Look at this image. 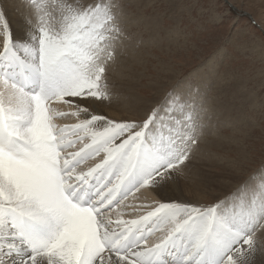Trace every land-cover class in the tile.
<instances>
[{
    "label": "snow or ice",
    "instance_id": "obj_1",
    "mask_svg": "<svg viewBox=\"0 0 264 264\" xmlns=\"http://www.w3.org/2000/svg\"><path fill=\"white\" fill-rule=\"evenodd\" d=\"M37 16L17 37L0 11V264L264 258V171L212 203L170 195L199 147L202 90L139 119L96 114L128 38L120 0H49Z\"/></svg>",
    "mask_w": 264,
    "mask_h": 264
},
{
    "label": "rangeland",
    "instance_id": "obj_2",
    "mask_svg": "<svg viewBox=\"0 0 264 264\" xmlns=\"http://www.w3.org/2000/svg\"><path fill=\"white\" fill-rule=\"evenodd\" d=\"M48 2L0 0L4 15L12 9V14L21 20L30 18L29 22L38 20L39 9ZM120 3L128 38L109 74L113 94L102 102L116 100L112 106L119 109L126 102L130 105L131 97L143 96V116L173 89L191 85L202 90L200 146L181 175L191 174L183 179L194 190L193 197L200 199L190 202L208 204L223 199L237 189L235 185L264 171V0ZM119 70L122 79L114 81ZM136 115L126 114L128 120L142 117ZM202 156L206 163H200ZM262 235L257 237L264 242Z\"/></svg>",
    "mask_w": 264,
    "mask_h": 264
},
{
    "label": "bare ground",
    "instance_id": "obj_3",
    "mask_svg": "<svg viewBox=\"0 0 264 264\" xmlns=\"http://www.w3.org/2000/svg\"><path fill=\"white\" fill-rule=\"evenodd\" d=\"M16 5V4H15ZM20 9V8H19ZM11 10V14L10 13H8V12H6L5 11V18H6V20H7V22H8V25H9V28L11 27V29H12V32H13V35L14 36H17V37H19V36H22L23 34H24V31H25V22L26 21H29V19L30 18H28V19H25V20H21L20 18H19V16L18 15H14V14H12L13 12H12V9H10ZM0 11H3L2 10V7H1V4H0ZM22 11V10H21ZM27 11H28V9H27ZM28 13V12H27ZM30 13V12H29ZM31 14V13H30ZM29 16V15H28ZM33 16V15H32ZM22 17V16H21ZM32 18V17H31ZM9 20V21H8ZM32 20V19H31ZM32 22V21H31ZM264 33V32H263ZM123 52V51H122ZM120 59V58H119ZM122 63V62H121ZM123 64V63H122ZM126 65V64H125ZM128 65V64H127ZM123 67H124V65H123ZM122 67V68H123ZM127 67V66H126ZM117 68V67H116ZM125 68V67H124ZM114 69V68H113ZM119 69V68H118ZM126 71H129V70H127V69H125ZM124 70V71H125ZM112 71V70H111ZM116 73V72H115ZM114 73V74H115ZM123 73V72H122ZM124 74V73H123ZM126 74V73H125ZM135 74H137V73H135ZM112 75V74H111ZM120 77H121V79H122V75H121V70H119L117 73H116V76H115V78H114V81H119L120 80ZM125 77V76H124ZM126 78V77H125ZM128 78V77H127ZM198 79V82H200L201 80H202V78H197ZM128 80V79H127ZM111 81V80H110ZM202 82V81H201ZM200 82V83H201ZM205 83H206V81H205ZM112 84V83H111ZM116 84V83H115ZM186 84V83H185ZM199 86V85H198ZM114 87V86H113ZM117 87V86H116ZM153 88V87H152ZM144 92V91H143ZM119 94V93H118ZM121 94V93H120ZM119 94V95H120ZM126 94V93H125ZM140 94V93H139ZM118 95V96H119ZM128 95V94H127ZM129 96V95H128ZM159 96V95H158ZM114 97H115V95H114ZM126 97V96H125ZM115 98H117V97H115ZM143 96H133V97H131V99L130 100H128V102H130L131 104L129 105L127 102H126V105H125V107H121V108H114L112 105H113V103H115V101L116 100H114V102H111V103H107V102H102V101H95L94 102V105H93V107H94V109H95V112H96V114H102V115H105V116H107V117H109V118H111V119H115V120H125V119H130L128 116H126V114H128V113H131V114H133L134 115V113H137V115L136 116H142L141 114H140V112L142 111V107L140 108V105H142L143 104ZM145 98V97H144ZM110 101V100H109ZM119 102V101H118ZM121 102V101H120ZM122 104V103H121ZM124 104V103H123ZM124 106V105H123ZM143 107H145L146 108V105H144L143 104ZM204 109V108H203ZM206 109V108H205ZM208 109V108H207ZM144 115V114H143ZM221 119V118H220ZM75 121H72V120H70V119H67V120H61V121H58V123H61V124H63V123H74ZM203 136V135H202ZM201 136V137H202ZM210 136V135H209ZM212 138V137H211ZM220 138V137H219ZM218 138V139H219ZM220 142V141H219ZM215 144V143H214ZM218 144V143H217ZM216 144V145H217ZM202 145H204V144H202ZM200 146V145H199ZM207 146V145H206ZM218 146H219V144H218ZM215 147H217V146H215ZM203 149V156H204V149H205V146L204 147H202L201 148V150ZM200 150V149H199ZM200 150V151H201ZM206 150V149H205ZM197 152V151H196ZM201 157V161H200V163H206V159H204V157L206 156H204V157ZM199 158H200V155H199V157H197L196 159L197 160H199ZM215 164V163H214ZM204 165H206V164H204ZM203 166V165H202ZM201 167V166H200ZM198 168H199V166H198ZM187 174L188 175H184V177L181 175V174H178L177 176H176V184L173 186V190H172V192L170 193V195H172V196H174V197H178V198H180V199H182V200H185V201H191V198L193 199V200H200V199H198V198H194L193 197V193L195 194V192H193L194 190H192L191 188H189V186H187L188 184H187V182L183 179V178H186V180H187V177L188 176H190L191 174L187 171ZM190 174V175H189ZM186 176V177H185ZM193 176V175H192ZM191 178V177H190ZM189 178V179H190ZM239 186V184L238 185H235L234 187H238ZM199 190V189H198ZM200 191H202V190H200ZM232 189L229 191V193H232ZM228 193V194H229ZM227 194V195H228ZM138 195H140L141 196V198L142 199H144V200H147V201H152V200H154V199H159V196H157V194L155 193V192H153V191H150V190H148V189H143L142 191H141V193H139ZM200 195V194H199ZM198 196V195H197ZM196 197V196H195ZM199 198H200V196H198ZM126 218L127 217H130V216H125ZM131 218V217H130ZM262 236H264V235H262ZM261 236V237H262ZM259 238H260V236H258ZM260 239H262V238H260ZM259 241V240H258ZM262 242V240L261 241H259L258 243H261ZM259 245V244H258ZM257 261H262V262H264V258H259Z\"/></svg>",
    "mask_w": 264,
    "mask_h": 264
},
{
    "label": "water",
    "instance_id": "obj_4",
    "mask_svg": "<svg viewBox=\"0 0 264 264\" xmlns=\"http://www.w3.org/2000/svg\"><path fill=\"white\" fill-rule=\"evenodd\" d=\"M229 3V2H228ZM230 4V3H229ZM230 6L232 7V8H234L231 4H230ZM254 22V21H253ZM255 23V22H254Z\"/></svg>",
    "mask_w": 264,
    "mask_h": 264
}]
</instances>
